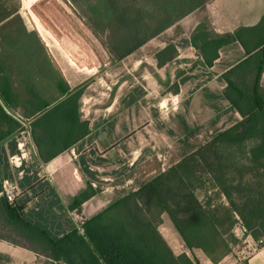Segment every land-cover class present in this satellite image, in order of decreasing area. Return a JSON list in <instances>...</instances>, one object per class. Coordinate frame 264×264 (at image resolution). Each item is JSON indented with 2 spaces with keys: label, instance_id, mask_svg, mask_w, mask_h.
I'll return each instance as SVG.
<instances>
[{
  "label": "trees",
  "instance_id": "trees-1",
  "mask_svg": "<svg viewBox=\"0 0 264 264\" xmlns=\"http://www.w3.org/2000/svg\"><path fill=\"white\" fill-rule=\"evenodd\" d=\"M210 0H71L92 27L104 35L114 62L121 61L168 28L203 8ZM21 0H0V141L28 130L36 152L47 163L89 134L82 120L86 85L72 88L46 56L24 43ZM27 35L30 34L28 31ZM238 41L247 57L228 70L224 94L242 120L177 164L97 215L81 229L60 239L26 221L23 207L11 204L0 180V241L27 249L45 264H202L196 252L213 264L234 255L240 240L234 229L241 222L246 235L264 244V16L253 27L216 37L208 21L191 37L193 46L212 67L219 52ZM43 51V50H42ZM176 47L156 54L158 66L173 61ZM254 142L243 164L232 160L230 147ZM256 173V181L247 179ZM259 175V176H258ZM204 190L205 200L198 196ZM88 188L71 209L95 195ZM212 194V195H211ZM226 199V203L219 200ZM166 215L191 255H176L159 228ZM11 259L0 253V261Z\"/></svg>",
  "mask_w": 264,
  "mask_h": 264
},
{
  "label": "crops",
  "instance_id": "crops-1",
  "mask_svg": "<svg viewBox=\"0 0 264 264\" xmlns=\"http://www.w3.org/2000/svg\"><path fill=\"white\" fill-rule=\"evenodd\" d=\"M263 16L264 0H210L113 62L101 79L84 88L80 112L90 124L89 134L50 162H42L27 129L0 141V180L17 187L24 219L60 239L238 124L242 117L224 94L223 75L247 57L244 48L231 42L209 67L191 37L203 21L221 37L256 26ZM170 44L178 54L159 67L156 54ZM13 156L20 158V167L11 164ZM88 188L95 195L71 209ZM163 219L180 247L174 249L164 236L174 253L188 254L171 221L166 215ZM237 227L234 233L246 246L218 264H264V244L258 246L243 226ZM0 253L12 264H36L39 258L5 241H0ZM197 257L202 264H213L202 253Z\"/></svg>",
  "mask_w": 264,
  "mask_h": 264
},
{
  "label": "rangeland",
  "instance_id": "rangeland-1",
  "mask_svg": "<svg viewBox=\"0 0 264 264\" xmlns=\"http://www.w3.org/2000/svg\"><path fill=\"white\" fill-rule=\"evenodd\" d=\"M14 1L15 0H10L11 3ZM49 5H51V8L53 7L52 10L54 14L58 15L60 22L63 24V31L54 24L53 29H50L42 20V17L47 19L44 8H48ZM20 13L26 30L30 33L28 35L26 34L27 31L23 33V40L26 46H28L31 52L40 56V58L45 55L52 66L56 68L51 59L53 58L60 67V74L69 81L68 83H70L72 88L95 83L97 78H102L101 75L103 70L110 67L114 62L105 36L94 33L88 21L74 8L71 0H21ZM70 40L80 42L86 47L91 48L96 54L98 60L97 64L94 65L93 62L91 65L86 64L81 58L84 56L82 51L78 50ZM90 66H92V68ZM253 144L254 142L250 141L242 148L234 146L228 148L226 152L233 154L232 160L239 161L244 165L249 164L248 161L243 160V157H245L247 150L253 146ZM260 174L264 175V171H261ZM256 175V173L250 174L247 179L251 182H255ZM198 196L202 200H205V191L199 190ZM216 201L227 202L223 197H220L219 200L216 198ZM238 225L241 227V222ZM159 230L163 236L168 238L169 243L174 249L177 250L180 248L170 230L166 228L164 219ZM238 234L239 237H242L240 231H238ZM249 237L252 238L251 236ZM244 246H246V243L244 239H242L240 240V244L236 247L234 255H236V252L242 251ZM199 253L200 252H196V255ZM188 254L191 255L190 252H188ZM246 255V253L243 254V256ZM45 263H47L46 259L39 257L36 264ZM0 264H8V262L5 259L0 261Z\"/></svg>",
  "mask_w": 264,
  "mask_h": 264
},
{
  "label": "bare ground",
  "instance_id": "bare-ground-1",
  "mask_svg": "<svg viewBox=\"0 0 264 264\" xmlns=\"http://www.w3.org/2000/svg\"><path fill=\"white\" fill-rule=\"evenodd\" d=\"M51 5H52V3H51ZM51 5H49L48 8H44V13H45V16L47 17V19L45 17L41 16L42 20L47 24V26L50 29H53V24H54L57 27H59L61 31H63L64 30L63 24L60 22L58 15L54 14V12L52 10L53 7L51 8ZM71 43H73L78 50L82 51V53L85 57L83 56L81 58L83 59V61L86 64L91 65L92 62L94 63V65L97 64L98 60H97L96 54L94 53L93 50H91V48L86 47L85 45H83L80 42H77V41L75 42L74 40H72ZM90 67L92 68V66H90Z\"/></svg>",
  "mask_w": 264,
  "mask_h": 264
},
{
  "label": "built area",
  "instance_id": "built-area-1",
  "mask_svg": "<svg viewBox=\"0 0 264 264\" xmlns=\"http://www.w3.org/2000/svg\"><path fill=\"white\" fill-rule=\"evenodd\" d=\"M10 162L15 167H20L21 165L20 158H17L15 156L10 158ZM1 195L5 196L11 204H14L17 196V187L14 184L9 183L8 181H5L3 183V192Z\"/></svg>",
  "mask_w": 264,
  "mask_h": 264
},
{
  "label": "water",
  "instance_id": "water-1",
  "mask_svg": "<svg viewBox=\"0 0 264 264\" xmlns=\"http://www.w3.org/2000/svg\"><path fill=\"white\" fill-rule=\"evenodd\" d=\"M51 59H52L54 65H55L56 69L61 72L60 67L58 66V64L54 61L53 58H51Z\"/></svg>",
  "mask_w": 264,
  "mask_h": 264
}]
</instances>
